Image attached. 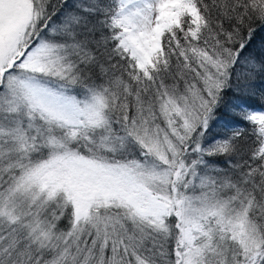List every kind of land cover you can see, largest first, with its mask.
Returning <instances> with one entry per match:
<instances>
[{"label": "snow or ice", "instance_id": "1", "mask_svg": "<svg viewBox=\"0 0 264 264\" xmlns=\"http://www.w3.org/2000/svg\"><path fill=\"white\" fill-rule=\"evenodd\" d=\"M0 264H264V0H0Z\"/></svg>", "mask_w": 264, "mask_h": 264}]
</instances>
